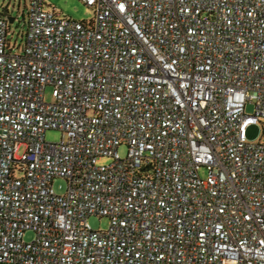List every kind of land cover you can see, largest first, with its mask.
Segmentation results:
<instances>
[{"label":"built area","instance_id":"2783aa9c","mask_svg":"<svg viewBox=\"0 0 264 264\" xmlns=\"http://www.w3.org/2000/svg\"><path fill=\"white\" fill-rule=\"evenodd\" d=\"M81 1L0 10V264H264V0Z\"/></svg>","mask_w":264,"mask_h":264},{"label":"rangeland","instance_id":"374dc122","mask_svg":"<svg viewBox=\"0 0 264 264\" xmlns=\"http://www.w3.org/2000/svg\"><path fill=\"white\" fill-rule=\"evenodd\" d=\"M47 4V6L56 7L60 14L70 16L77 20H89L94 17L93 9L81 0H47ZM5 6H9L11 14L17 17V20H15L13 23H10L11 32H15V35L13 37L12 35H10V38H12V40L14 41L18 37V33L24 29V25L22 23L23 17L21 15L23 13V10L26 9L25 0H22L21 4H19V2L15 0H0V10ZM20 41L21 36L18 37V42ZM46 100L48 102H53L55 100L52 85H49L46 88ZM254 108L255 106L252 102L248 103L246 106V110L248 113H253ZM263 132L264 129L262 123L253 124L248 129V137L252 141H259L262 138ZM61 137L62 133L60 130L52 129L49 130L46 134V138L49 141H58L61 139ZM119 152L122 156H125L127 153L126 146H120ZM110 160L111 158L105 157L102 159V162L105 163L109 162ZM53 185L58 193H64L67 189V182L63 178H57L54 181ZM89 222L95 229H107L109 226V219L106 216L99 217L97 215H92L89 217ZM33 237L34 233L32 232H28L25 235V238L27 240L32 239Z\"/></svg>","mask_w":264,"mask_h":264},{"label":"water","instance_id":"95a60500","mask_svg":"<svg viewBox=\"0 0 264 264\" xmlns=\"http://www.w3.org/2000/svg\"><path fill=\"white\" fill-rule=\"evenodd\" d=\"M8 11H9L8 7H4V12H8ZM8 17H9L10 23H13L15 21V16L9 15Z\"/></svg>","mask_w":264,"mask_h":264}]
</instances>
